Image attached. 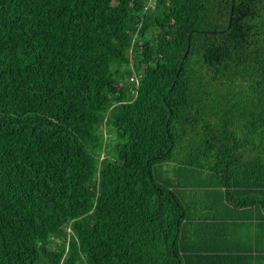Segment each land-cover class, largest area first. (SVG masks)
Listing matches in <instances>:
<instances>
[{
  "label": "trees",
  "instance_id": "obj_1",
  "mask_svg": "<svg viewBox=\"0 0 264 264\" xmlns=\"http://www.w3.org/2000/svg\"><path fill=\"white\" fill-rule=\"evenodd\" d=\"M254 261L264 0H0V264Z\"/></svg>",
  "mask_w": 264,
  "mask_h": 264
},
{
  "label": "crops",
  "instance_id": "obj_2",
  "mask_svg": "<svg viewBox=\"0 0 264 264\" xmlns=\"http://www.w3.org/2000/svg\"><path fill=\"white\" fill-rule=\"evenodd\" d=\"M220 233L225 234V235H227L228 233H230V234H231V233H232V234H235V232L233 233V232H231V231H230V232L222 231V232H220ZM222 239H223V238H222ZM230 243H231V242H230ZM230 243H229V244H230ZM233 245H237V244H233ZM246 246L249 247V246H250V243H247ZM207 264H209V262H207ZM246 264H264V263L261 262V261H254V262H248V263H246Z\"/></svg>",
  "mask_w": 264,
  "mask_h": 264
},
{
  "label": "built area",
  "instance_id": "obj_3",
  "mask_svg": "<svg viewBox=\"0 0 264 264\" xmlns=\"http://www.w3.org/2000/svg\"><path fill=\"white\" fill-rule=\"evenodd\" d=\"M131 81L138 83V77L134 75L133 77H131Z\"/></svg>",
  "mask_w": 264,
  "mask_h": 264
},
{
  "label": "rangeland",
  "instance_id": "obj_4",
  "mask_svg": "<svg viewBox=\"0 0 264 264\" xmlns=\"http://www.w3.org/2000/svg\"><path fill=\"white\" fill-rule=\"evenodd\" d=\"M109 135V134H108ZM108 137H110V136H108Z\"/></svg>",
  "mask_w": 264,
  "mask_h": 264
}]
</instances>
